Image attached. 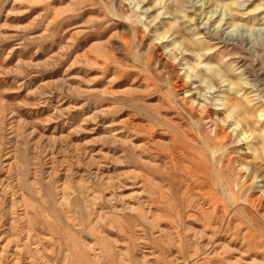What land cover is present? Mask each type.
I'll return each instance as SVG.
<instances>
[{"label": "rangeland", "instance_id": "obj_1", "mask_svg": "<svg viewBox=\"0 0 264 264\" xmlns=\"http://www.w3.org/2000/svg\"><path fill=\"white\" fill-rule=\"evenodd\" d=\"M262 111L264 0H0V264H264Z\"/></svg>", "mask_w": 264, "mask_h": 264}, {"label": "bare ground", "instance_id": "obj_2", "mask_svg": "<svg viewBox=\"0 0 264 264\" xmlns=\"http://www.w3.org/2000/svg\"><path fill=\"white\" fill-rule=\"evenodd\" d=\"M176 1V0H175ZM165 38V37H164ZM192 70V69H191ZM194 71V70H193ZM196 72V71H195ZM194 73V72H193ZM199 73V72H198ZM196 74V73H195ZM197 75H195L194 77H196ZM200 77V76H198ZM188 79H192L193 77L192 76H189L187 77ZM197 79V78H196ZM187 82V81H186ZM202 82V81H201ZM205 82V81H203ZM207 82V81H206ZM207 96V94H206ZM225 104V103H224ZM235 105H238V104H235ZM233 105V106H235ZM231 110V109H230ZM264 112V111H262ZM235 114L233 113L231 116H228V120H232V118H234L235 120L234 121V129H235V133L234 135L236 134V131H238V128H240V125H241V119H237ZM261 116V115H260ZM242 118V117H241ZM222 120L221 124H226L228 122V120ZM246 119V118H245ZM247 120V119H246ZM214 124L216 127H219V123L215 120H213ZM243 124V123H242ZM251 136V135H250ZM250 136L247 138V134L245 135H242L243 138H245L244 140H248L250 138ZM264 140V139H263ZM240 142L242 141L239 140ZM217 144V143H216ZM223 147V145H222ZM221 149V147L219 148ZM262 150V149H261ZM216 152V151H215ZM221 152V151H220ZM262 152V151H261ZM263 153H264V149H263ZM262 153V154H263ZM263 160V158H262ZM203 162V161H202ZM201 162V163H202ZM220 162V161H219ZM205 163V161H204ZM206 164V163H205ZM257 167V165H256ZM258 168V167H257ZM193 169V168H192ZM244 171L246 172V179L249 178L251 176L252 173H254L253 169L247 165L246 167H244ZM192 172V170H191ZM244 175V173H243ZM254 175V174H253ZM255 176V175H254ZM255 178V177H254ZM236 180V178H235ZM198 182V181H197ZM238 182V181H237ZM237 184V183H236ZM238 185V184H237ZM242 186V185H241ZM237 190H241V189H237ZM243 190V189H242ZM241 192V191H239ZM63 194V193H62ZM64 196V195H63ZM23 208V209H22ZM21 209V210H20ZM13 210V214H14V220H13V226H16V230H17V236H14L15 238L9 240L6 244H4L3 246H1L3 244V241L0 240V249H1V253H0V261L2 260L3 261V257L6 256L7 254H10L9 253V250L11 248V246H14L15 250L13 249V254L11 252L10 256L13 257L14 255H21V252H24L23 249H22V246H25L27 243H29L32 239H33V234H31V229H27L30 227V225L28 226L27 225V228L24 227L23 223L25 224H28L27 222V212H26V209L24 208V204L22 205L17 199L13 198V201H12V205H11V211ZM23 222V223H22ZM23 225V226H22ZM19 226V227H18ZM26 226V225H25ZM4 240V239H3ZM22 244V246H21ZM29 254V253H27ZM23 256V255H22ZM16 257V256H15ZM14 257V258H15ZM28 257V256H27ZM10 258V257H9ZM8 259V258H7ZM29 258H27L28 260ZM19 258H15L12 260V263L11 264H20L19 262ZM4 262V261H3ZM10 263V262H9ZM26 263V262H25ZM30 263V262H29ZM32 264V263H31Z\"/></svg>", "mask_w": 264, "mask_h": 264}]
</instances>
